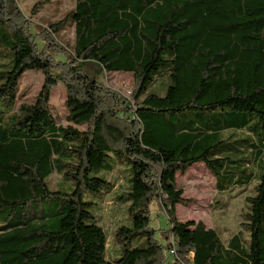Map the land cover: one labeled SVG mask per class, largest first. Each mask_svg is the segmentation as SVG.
<instances>
[{
	"label": "trees",
	"instance_id": "trees-1",
	"mask_svg": "<svg viewBox=\"0 0 264 264\" xmlns=\"http://www.w3.org/2000/svg\"><path fill=\"white\" fill-rule=\"evenodd\" d=\"M67 25L72 47L58 38ZM28 71L43 85L16 108ZM112 73L131 74L129 98L101 82ZM161 77L163 96L149 91ZM58 83L66 120L83 131L53 118ZM263 131L264 0H75L39 33L16 0H0V264H264ZM122 162L130 187L114 199L128 205L132 225L115 231L112 263L90 199L110 192L106 177ZM196 164L220 194L255 178L246 239L224 243L203 223L176 219L186 203L176 174ZM154 202L166 231L151 225ZM162 232L173 237V259Z\"/></svg>",
	"mask_w": 264,
	"mask_h": 264
},
{
	"label": "rangeland",
	"instance_id": "rangeland-1",
	"mask_svg": "<svg viewBox=\"0 0 264 264\" xmlns=\"http://www.w3.org/2000/svg\"><path fill=\"white\" fill-rule=\"evenodd\" d=\"M16 4L19 11L32 21L33 30L39 33V31L48 28L49 25L61 21L73 10L75 0H16ZM35 7L37 8L35 9ZM33 10L35 13L31 14ZM58 38L65 45L72 47L74 42V27L72 25L65 26L59 33ZM100 80L106 88L118 92L126 99L131 96L133 89L131 74H105ZM42 85L43 77L41 73L32 71L24 73L18 83L16 108L22 103H33ZM168 85L169 82L166 78L161 77L158 83L151 87L149 91L163 96ZM65 103V87L63 84L58 83L51 90L49 96V105L53 118L58 125L63 127L73 126L83 131L84 127L74 126L66 120L68 111ZM115 167V171L106 177L113 184L110 192L104 193L101 197L94 196L91 199L89 198L90 196H85V200L90 199L91 202L96 203V206H92L90 211L96 216L98 224L106 235V258L112 263H115L120 257V247L114 240L115 231L119 227L130 228L132 225L127 213L128 205L122 204V200L114 199L120 197L130 187V166L122 162L116 164ZM60 182L61 176L54 174L49 180V186L52 189H56ZM255 184V178H253L251 184L243 189L236 188L234 192L228 194L217 193L212 174L203 164H196L183 174H176V185L182 190V198L186 203L176 206L175 217L182 223L188 221L203 223L207 229L216 230L224 243L237 233L241 234L243 239H246L248 233L240 225L243 222V215L246 213L247 197L252 195ZM150 213L152 219L151 225L157 231H166L168 229L167 219L158 202H154L150 206ZM169 236L167 232L157 234L160 242H164ZM143 244L144 241L140 239L137 246L141 247ZM133 246H135L134 243ZM170 257L172 258L173 256L170 255Z\"/></svg>",
	"mask_w": 264,
	"mask_h": 264
},
{
	"label": "built area",
	"instance_id": "built-area-1",
	"mask_svg": "<svg viewBox=\"0 0 264 264\" xmlns=\"http://www.w3.org/2000/svg\"><path fill=\"white\" fill-rule=\"evenodd\" d=\"M167 243H168V245H170V248H171L169 254L171 256H174L175 255V246H173V237L172 236H170L168 238Z\"/></svg>",
	"mask_w": 264,
	"mask_h": 264
}]
</instances>
